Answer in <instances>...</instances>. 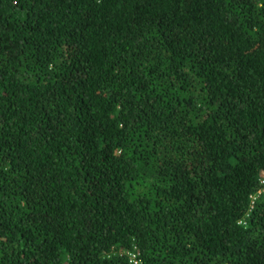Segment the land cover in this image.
<instances>
[{
  "label": "trees",
  "instance_id": "16d2710c",
  "mask_svg": "<svg viewBox=\"0 0 264 264\" xmlns=\"http://www.w3.org/2000/svg\"><path fill=\"white\" fill-rule=\"evenodd\" d=\"M263 178L264 0H0V264H264Z\"/></svg>",
  "mask_w": 264,
  "mask_h": 264
},
{
  "label": "built area",
  "instance_id": "2783aa9c",
  "mask_svg": "<svg viewBox=\"0 0 264 264\" xmlns=\"http://www.w3.org/2000/svg\"><path fill=\"white\" fill-rule=\"evenodd\" d=\"M261 184H262V186H261L260 190L250 196L252 208H253L254 204L257 202V200L260 199L259 197L264 195V178H263ZM240 223L241 224L244 223V220L241 221ZM134 259H135V256H132V260H134Z\"/></svg>",
  "mask_w": 264,
  "mask_h": 264
}]
</instances>
